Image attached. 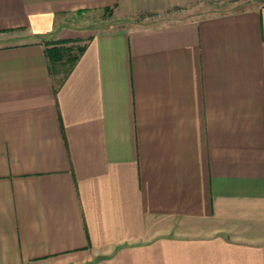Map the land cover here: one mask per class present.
<instances>
[{"label": "crops", "instance_id": "obj_1", "mask_svg": "<svg viewBox=\"0 0 264 264\" xmlns=\"http://www.w3.org/2000/svg\"><path fill=\"white\" fill-rule=\"evenodd\" d=\"M0 264H264V0H0Z\"/></svg>", "mask_w": 264, "mask_h": 264}, {"label": "rangeland", "instance_id": "obj_2", "mask_svg": "<svg viewBox=\"0 0 264 264\" xmlns=\"http://www.w3.org/2000/svg\"><path fill=\"white\" fill-rule=\"evenodd\" d=\"M66 20L67 23L73 24L75 26L83 27L85 25L93 24L99 29L111 28L115 26H128L134 23L133 20L119 15L112 8H107L98 11H89L86 13L81 12L77 15L73 14L68 16ZM76 46L72 45L71 48H66L65 62L57 64V71L60 73L59 75L64 74L67 69L71 66L72 59L74 58L75 53L77 52V50L75 49Z\"/></svg>", "mask_w": 264, "mask_h": 264}, {"label": "trees", "instance_id": "obj_3", "mask_svg": "<svg viewBox=\"0 0 264 264\" xmlns=\"http://www.w3.org/2000/svg\"><path fill=\"white\" fill-rule=\"evenodd\" d=\"M81 50V49H80ZM56 51H58V53L60 52V50H58V49H56ZM52 52V51H51ZM50 52V53H51ZM78 58V55H75L74 56V58L72 59V64H71V66L69 67V68H72L73 67V65H74V63H75V61H76V59ZM54 64H56V62L54 63ZM57 67V66H56ZM68 68V69H69ZM68 69H67V71H66V73L68 72Z\"/></svg>", "mask_w": 264, "mask_h": 264}]
</instances>
